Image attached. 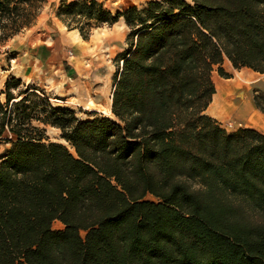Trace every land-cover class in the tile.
<instances>
[{"label":"trees","instance_id":"obj_1","mask_svg":"<svg viewBox=\"0 0 264 264\" xmlns=\"http://www.w3.org/2000/svg\"><path fill=\"white\" fill-rule=\"evenodd\" d=\"M44 1L0 0V45ZM57 17L83 40L92 22L128 28L112 118L3 82L0 264H264V134L205 113L214 67L230 77L225 59L264 75V0H147L114 14L61 0Z\"/></svg>","mask_w":264,"mask_h":264},{"label":"rangeland","instance_id":"obj_2","mask_svg":"<svg viewBox=\"0 0 264 264\" xmlns=\"http://www.w3.org/2000/svg\"><path fill=\"white\" fill-rule=\"evenodd\" d=\"M98 1L114 14L133 5L141 6L147 0ZM60 3L61 0H45L33 24L0 45V86L9 76H15L26 85L43 89L52 105L68 107L79 118H91L95 114L112 118L114 76L121 65L118 55L126 47L128 28L121 20L112 25L92 22L89 37L82 40L76 36L75 29L69 30L57 17ZM216 68L211 76L214 74L221 79L234 78L242 71L251 73L253 77L247 84H242L243 90L247 91L264 124V75L249 68L232 69L229 66L230 72H225L230 77L223 78ZM257 79L261 81L259 85L253 83ZM209 111L208 115L212 116ZM245 115L242 105L232 119L217 120L226 131L232 132L245 124ZM248 126L264 134V125ZM46 135L48 141L66 145L58 129L47 126ZM8 147L9 144H0V155ZM62 228L59 221L52 223V229Z\"/></svg>","mask_w":264,"mask_h":264},{"label":"bare ground","instance_id":"obj_3","mask_svg":"<svg viewBox=\"0 0 264 264\" xmlns=\"http://www.w3.org/2000/svg\"><path fill=\"white\" fill-rule=\"evenodd\" d=\"M76 36L80 37L78 34H76ZM252 77L253 76H251L248 70L237 73V75L231 79H221L213 75L212 81L215 86V94L209 105V112H211L212 116L219 119L231 118L234 113L244 105L246 114L244 122L248 125L262 127L264 124L261 116L253 107L248 98L247 91L245 92L242 86V84H247ZM253 83L260 84L261 81L257 79L253 81Z\"/></svg>","mask_w":264,"mask_h":264},{"label":"crops","instance_id":"obj_4","mask_svg":"<svg viewBox=\"0 0 264 264\" xmlns=\"http://www.w3.org/2000/svg\"><path fill=\"white\" fill-rule=\"evenodd\" d=\"M122 21L123 22V19L122 18H120L118 21ZM124 23V22H123ZM72 31H74V30H72ZM76 32H78L77 30H75ZM79 33V32H78ZM77 33V34H78ZM82 39V38H81ZM83 40V39H82ZM229 66H231L232 67V65H231V63L226 59V60H224L223 61V63H222V68L224 69V71H228V72H230V70H228L227 68L229 67ZM232 69H234L233 67H232ZM214 75V74H213ZM212 75V76H213ZM210 107V106H209ZM209 107H208V109L206 110V114H208V111H209ZM210 115V114H209ZM211 116V115H210ZM212 118H214V119H216L217 120V118H215L214 116H211ZM231 119H232V117H231ZM218 121V120H217ZM219 122V121H218ZM220 123V122H219ZM241 127H250V126H248L246 123L244 124V125H241Z\"/></svg>","mask_w":264,"mask_h":264}]
</instances>
